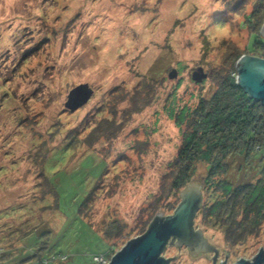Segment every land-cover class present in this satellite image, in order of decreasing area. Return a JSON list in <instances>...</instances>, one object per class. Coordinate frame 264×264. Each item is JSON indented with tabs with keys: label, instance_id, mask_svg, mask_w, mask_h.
<instances>
[{
	"label": "rangeland",
	"instance_id": "rangeland-1",
	"mask_svg": "<svg viewBox=\"0 0 264 264\" xmlns=\"http://www.w3.org/2000/svg\"><path fill=\"white\" fill-rule=\"evenodd\" d=\"M257 1L247 0L245 10L229 15L221 0H0V210L40 195L45 149H52L45 171L60 194L59 208L42 226L51 229V237H5L0 251L18 247L0 264H42L30 256L46 240L49 264H96L94 255L110 257L138 236L140 212L159 192L182 144L181 131L167 115L171 94L192 107L199 95L214 90L215 69L231 52L251 54L253 31L243 16ZM200 67L207 77L198 83L191 70ZM173 69L177 75L169 77ZM80 83H89L94 93L70 111L67 95ZM100 117L121 122L123 129L116 137L101 135L90 146L78 140L73 151L63 150L72 133L86 138L97 125H108ZM242 161L240 156L230 162L227 177L233 183L256 172L241 168ZM104 168L88 211L93 230L78 216V204ZM204 170L199 165L188 184L200 186L206 201ZM116 220L126 236L108 243L101 238L105 225ZM193 223L206 244L218 249L217 263L225 253V263L235 264L252 260L260 247L264 251V224L259 236L230 245L221 228L202 222L200 212ZM186 247L167 245L163 256L177 255L170 264H212L213 250L192 256ZM59 254L67 260L52 258Z\"/></svg>",
	"mask_w": 264,
	"mask_h": 264
},
{
	"label": "trees",
	"instance_id": "trees-1",
	"mask_svg": "<svg viewBox=\"0 0 264 264\" xmlns=\"http://www.w3.org/2000/svg\"><path fill=\"white\" fill-rule=\"evenodd\" d=\"M221 1L226 2L225 10L230 12L229 15L240 13L247 6V0ZM243 17V24H248L255 32L251 33L252 40L247 45L248 51L251 55L264 58V37L259 33L264 21V0H258L250 13L244 12ZM231 54L233 56L229 57L230 60L215 69L216 72L212 77L215 84L214 90L208 96L199 95L192 107L180 103L175 91L171 94L172 100L167 107V115L174 120L176 127L181 131L182 144L177 155L167 164L168 169L161 177L159 192L154 195L148 207H144L140 212L143 217L136 227L140 230L138 235L147 230L151 220L159 212L164 215H169V211L173 213L180 202L181 192L188 183L193 181L199 165L205 168L202 172L201 187L207 199L203 201L197 212L201 213L202 222L221 228L225 233L226 242L230 245L240 244L248 237L261 234L264 224V106L248 97L236 84L235 63L243 53L235 51ZM125 97V94L122 95L116 102H121ZM103 119L108 125L100 124L99 128L97 125L89 131L86 138L72 133V137L66 142L63 150L70 153L73 151V143L78 140H84L85 144L90 146L101 135L107 138L116 137L123 129L121 122L100 117V120ZM51 151L52 149H45L44 156L40 159L38 172L41 176L38 177L43 179L39 190L40 195L34 194L30 202H25L23 205L13 204L11 207L0 210V226L3 227L0 240L15 234H21L20 237L23 239L33 232H37L39 236L49 234L51 237V229L42 228L48 223L50 215L60 206L57 182L51 180L48 172L45 171L46 158ZM240 156L244 159L241 168L255 169L256 172L248 181L236 184L228 179L227 174L232 158ZM105 171L106 168L94 180L91 188L89 187L90 189L78 204V216L91 228V222L87 220L90 218L88 211L97 196L96 189L99 188L100 183L98 180L102 179ZM108 192L110 195L115 193L114 190ZM173 197L174 201H169ZM105 227L104 236L101 238L106 239L108 243L126 236L123 232L125 226L117 220ZM17 247L14 246L10 250L11 253L1 250L0 258H10ZM49 247V240L37 242L30 257L42 264H49V258L44 255ZM111 249L114 251L113 248ZM52 258L59 262L65 261L59 260V256L56 255ZM22 261L25 260L22 259Z\"/></svg>",
	"mask_w": 264,
	"mask_h": 264
},
{
	"label": "water",
	"instance_id": "water-1",
	"mask_svg": "<svg viewBox=\"0 0 264 264\" xmlns=\"http://www.w3.org/2000/svg\"><path fill=\"white\" fill-rule=\"evenodd\" d=\"M264 37V21L259 31ZM237 75L235 82L251 99L264 106V58L251 54H242L235 63ZM177 75L175 69L169 72V77ZM207 73L203 68L192 71L194 81L201 83ZM94 93L89 83H80L69 91L65 107L76 110L88 103ZM203 203L200 186L187 184L180 194V202L173 213L164 215L158 213L150 222L147 230L127 241L107 264H170L175 259L163 256L167 245L187 246L188 252L194 256L198 251H212V264H216L217 250L214 245H207L200 230H194V219ZM194 246V247H193ZM191 247V248H189ZM193 247V248H192ZM227 259V253H225ZM222 262V261H221ZM221 264H225L222 262ZM235 264H264V251L260 247L252 260L241 259Z\"/></svg>",
	"mask_w": 264,
	"mask_h": 264
},
{
	"label": "built area",
	"instance_id": "built-area-1",
	"mask_svg": "<svg viewBox=\"0 0 264 264\" xmlns=\"http://www.w3.org/2000/svg\"><path fill=\"white\" fill-rule=\"evenodd\" d=\"M66 260V255H59V260ZM110 257H105V255H94L92 257V262H95L96 264H107L109 262ZM46 263V262H45Z\"/></svg>",
	"mask_w": 264,
	"mask_h": 264
},
{
	"label": "flooded vegetation",
	"instance_id": "flooded-vegetation-1",
	"mask_svg": "<svg viewBox=\"0 0 264 264\" xmlns=\"http://www.w3.org/2000/svg\"><path fill=\"white\" fill-rule=\"evenodd\" d=\"M191 72H192V70H191ZM193 247H194V246H193ZM193 247H192V248H193ZM189 248H191V247H189ZM217 255H218V254H217ZM222 262H225V261H222ZM222 262H218V263H217V259H216V264H221ZM226 263H227V262H226ZM226 263H225V264H226Z\"/></svg>",
	"mask_w": 264,
	"mask_h": 264
},
{
	"label": "clouds",
	"instance_id": "clouds-1",
	"mask_svg": "<svg viewBox=\"0 0 264 264\" xmlns=\"http://www.w3.org/2000/svg\"><path fill=\"white\" fill-rule=\"evenodd\" d=\"M112 256H113V255H112ZM112 256H111V257H112ZM111 257H110V258H111Z\"/></svg>",
	"mask_w": 264,
	"mask_h": 264
},
{
	"label": "bare ground",
	"instance_id": "bare-ground-1",
	"mask_svg": "<svg viewBox=\"0 0 264 264\" xmlns=\"http://www.w3.org/2000/svg\"><path fill=\"white\" fill-rule=\"evenodd\" d=\"M29 30V29H28ZM68 32V31H67Z\"/></svg>",
	"mask_w": 264,
	"mask_h": 264
}]
</instances>
